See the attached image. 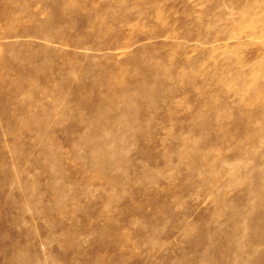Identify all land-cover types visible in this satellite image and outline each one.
Wrapping results in <instances>:
<instances>
[{
  "label": "rangeland",
  "instance_id": "374dc122",
  "mask_svg": "<svg viewBox=\"0 0 264 264\" xmlns=\"http://www.w3.org/2000/svg\"><path fill=\"white\" fill-rule=\"evenodd\" d=\"M0 264H264V0H0Z\"/></svg>",
  "mask_w": 264,
  "mask_h": 264
},
{
  "label": "bare ground",
  "instance_id": "6f19581e",
  "mask_svg": "<svg viewBox=\"0 0 264 264\" xmlns=\"http://www.w3.org/2000/svg\"><path fill=\"white\" fill-rule=\"evenodd\" d=\"M35 65V64H34ZM38 68V67H37ZM50 78V77H49ZM256 253V252H255Z\"/></svg>",
  "mask_w": 264,
  "mask_h": 264
}]
</instances>
